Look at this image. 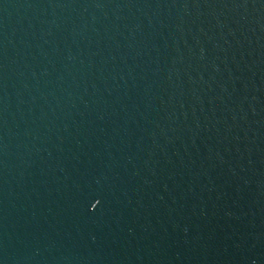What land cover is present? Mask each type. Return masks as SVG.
I'll list each match as a JSON object with an SVG mask.
<instances>
[{"label": "water", "instance_id": "obj_1", "mask_svg": "<svg viewBox=\"0 0 264 264\" xmlns=\"http://www.w3.org/2000/svg\"><path fill=\"white\" fill-rule=\"evenodd\" d=\"M0 264H264V0H0Z\"/></svg>", "mask_w": 264, "mask_h": 264}]
</instances>
